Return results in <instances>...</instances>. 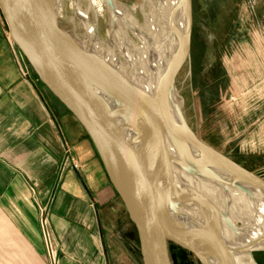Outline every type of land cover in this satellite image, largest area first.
Returning <instances> with one entry per match:
<instances>
[{"label":"water","instance_id":"1","mask_svg":"<svg viewBox=\"0 0 264 264\" xmlns=\"http://www.w3.org/2000/svg\"><path fill=\"white\" fill-rule=\"evenodd\" d=\"M0 9L13 44L93 142L136 226L142 263L173 264L169 242H174L201 264H243L223 241L221 248L212 244L224 239L220 223L204 221L201 227L181 217L186 226H180L172 220L170 198L178 196V187L185 198L190 186L172 168L167 143L191 147L201 160L235 176L230 182L250 195L256 190L264 197V179L202 141L184 117L179 120L163 84L153 96L145 95L101 73L105 66L61 27L57 0H0ZM184 11L191 52L192 0H185ZM253 252L249 259L257 264Z\"/></svg>","mask_w":264,"mask_h":264},{"label":"crops","instance_id":"2","mask_svg":"<svg viewBox=\"0 0 264 264\" xmlns=\"http://www.w3.org/2000/svg\"><path fill=\"white\" fill-rule=\"evenodd\" d=\"M0 264H143L93 142L33 70L21 75L1 9Z\"/></svg>","mask_w":264,"mask_h":264},{"label":"rangeland","instance_id":"3","mask_svg":"<svg viewBox=\"0 0 264 264\" xmlns=\"http://www.w3.org/2000/svg\"><path fill=\"white\" fill-rule=\"evenodd\" d=\"M114 1L127 9L136 8L133 15L140 24L145 18L140 9L151 12L148 2H155ZM259 2L192 0L191 52L179 70L176 86L182 100V116L198 137L264 179V15H258ZM87 3L81 0L90 23H96L91 29L84 26L72 0H63L61 27L91 55L99 54L103 59L107 55L103 57L99 44L88 34L98 33L95 38L100 42L111 40L116 47L112 53L120 52L116 57L126 53L125 64L132 66L128 40H119L118 34L109 32L108 17L96 16ZM107 49L104 50L109 52ZM169 251L173 264H199L192 253L174 242H169ZM254 255L264 264L262 251Z\"/></svg>","mask_w":264,"mask_h":264},{"label":"bare ground","instance_id":"4","mask_svg":"<svg viewBox=\"0 0 264 264\" xmlns=\"http://www.w3.org/2000/svg\"><path fill=\"white\" fill-rule=\"evenodd\" d=\"M72 2L77 7L76 13L84 26L91 29L96 23H90L88 10L81 8V0H72ZM87 2L88 9L96 16L108 17L109 32L116 36L118 34V39L121 37L119 40H128V50L133 57L132 66L125 64L128 60L126 53L122 55L124 58L116 57L120 52H117L116 56L113 54L115 51L112 53V49L116 47L110 42L111 40L100 42L99 38H95L98 37V33H90L88 35L93 42L99 44L98 50L102 52L103 57L107 55V58L103 59L99 54L97 56L90 54L92 59L100 61L105 66L101 73L145 95L153 96L155 88L163 84L167 88L172 111L182 121V100L176 86L179 71L176 72V67L182 68L190 53L184 11L185 0L148 2L152 11L140 9L144 10L145 16L142 24L133 15L136 8L127 9L114 0H87ZM57 3L60 21L65 13L63 0H57ZM113 35L110 36L114 38ZM111 37L109 38L112 39ZM105 60L107 61L104 62ZM167 149L172 168L190 186L185 198L179 187H176L178 196L170 198L172 220L180 226H186V223L180 222L181 217H184L190 225L201 227L204 221L211 222V225L220 223L221 237L224 239L217 238L211 241L212 244L221 248L223 241L228 252L237 253V261L253 264L249 259V250H264V197L256 190L252 191L254 195H250L234 186L230 180H235V176L201 160L189 146L181 149L169 142ZM239 181L246 188L250 187L247 182L240 179ZM234 228H238V232Z\"/></svg>","mask_w":264,"mask_h":264},{"label":"built area","instance_id":"5","mask_svg":"<svg viewBox=\"0 0 264 264\" xmlns=\"http://www.w3.org/2000/svg\"><path fill=\"white\" fill-rule=\"evenodd\" d=\"M11 43H12V47H13V50L16 56V61H17L20 73L24 78H28L31 73L30 64L28 60L26 59V57L24 56V54L13 44L12 40H11Z\"/></svg>","mask_w":264,"mask_h":264},{"label":"flooded vegetation","instance_id":"6","mask_svg":"<svg viewBox=\"0 0 264 264\" xmlns=\"http://www.w3.org/2000/svg\"><path fill=\"white\" fill-rule=\"evenodd\" d=\"M257 251H263V253H264V250H257ZM257 251H254V252H257ZM254 252H253V255H254ZM255 258H256V257H255V255H254V259H255ZM263 258H264V256H263ZM197 260H198V259H197ZM261 260H262V259H261ZM255 261H256L257 264H263V262H261L260 259H258V258H256ZM198 262H199V264H201L199 260H198Z\"/></svg>","mask_w":264,"mask_h":264}]
</instances>
